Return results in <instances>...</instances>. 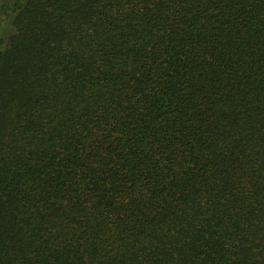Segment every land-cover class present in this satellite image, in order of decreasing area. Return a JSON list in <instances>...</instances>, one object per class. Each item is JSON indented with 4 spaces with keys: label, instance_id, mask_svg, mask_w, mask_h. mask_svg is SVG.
Returning <instances> with one entry per match:
<instances>
[{
    "label": "trees",
    "instance_id": "obj_1",
    "mask_svg": "<svg viewBox=\"0 0 264 264\" xmlns=\"http://www.w3.org/2000/svg\"><path fill=\"white\" fill-rule=\"evenodd\" d=\"M0 6V264H264V0Z\"/></svg>",
    "mask_w": 264,
    "mask_h": 264
},
{
    "label": "rangeland",
    "instance_id": "obj_2",
    "mask_svg": "<svg viewBox=\"0 0 264 264\" xmlns=\"http://www.w3.org/2000/svg\"><path fill=\"white\" fill-rule=\"evenodd\" d=\"M10 1H5L4 5L9 4ZM2 6V5H1ZM0 6V37H6L10 34V19L5 16Z\"/></svg>",
    "mask_w": 264,
    "mask_h": 264
}]
</instances>
